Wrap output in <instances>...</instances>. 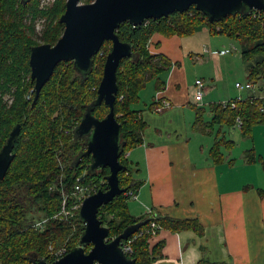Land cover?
I'll list each match as a JSON object with an SVG mask.
<instances>
[{"label": "trees", "instance_id": "16d2710c", "mask_svg": "<svg viewBox=\"0 0 264 264\" xmlns=\"http://www.w3.org/2000/svg\"><path fill=\"white\" fill-rule=\"evenodd\" d=\"M66 1L55 0L43 5V0H0V150L14 126L21 124L13 150L15 158L6 177L0 181V264H34L40 258L52 262L60 250L66 249L64 254L68 253L85 230L80 208L72 215L54 216L78 200L77 184L90 189L91 193L107 186L108 167L90 171L92 159L87 156L77 164L79 155L86 150V137L75 136L74 129L97 98L112 43L104 44L87 75L78 71L72 61L60 62L35 101V82L29 64L31 50L41 41L55 44L62 36L65 25L60 17L66 10ZM37 21L43 26L41 33H37ZM200 26H207L214 35L239 41L249 71L248 81L264 90V12L230 14L210 22L203 12L192 6L185 12L149 19L141 26L126 22L117 30L120 40L132 43L135 52L133 58L123 59L119 66L115 103L124 143L120 161L126 166L119 172V181L127 191L104 205L99 217L110 228L109 239L131 224L148 220L131 236L130 257L136 259V264H153L162 255L163 241H156L162 229L202 232L196 218L133 216L128 206L131 198L128 192L136 193L141 183L134 178L137 166L126 156L143 142L146 122L142 110L135 107L139 93L152 78H158V90L163 89L164 81L158 75L171 64L167 57L150 51V40L156 33L167 37L192 35ZM253 91L245 100L237 98L225 105L222 102L211 104L209 121L203 118L205 107L195 105L194 126L207 131L208 127H232L241 121L242 135L251 136L254 126L264 123V96H256ZM231 101H235V106ZM108 112L109 107L104 103L93 111L98 118H104ZM234 144L225 134L215 131V141L210 148L214 163L225 158L222 147ZM254 156L253 148L246 151L248 161H254ZM153 220L161 227L156 236L146 231ZM142 230L144 233L140 234ZM90 248L91 245L86 250ZM201 264L207 263L202 261Z\"/></svg>", "mask_w": 264, "mask_h": 264}, {"label": "crops", "instance_id": "0c3cea01", "mask_svg": "<svg viewBox=\"0 0 264 264\" xmlns=\"http://www.w3.org/2000/svg\"><path fill=\"white\" fill-rule=\"evenodd\" d=\"M223 36L200 26L187 36L167 37L156 33L149 42L150 51L167 57L171 64L158 75L164 81V88L158 90V78L149 79L145 87L150 89L151 100L141 104L142 97L148 100V95L142 92L144 87L135 105L142 110L146 127L143 142L127 152L137 166L135 181L141 183L135 196L128 200L129 210L138 218L159 215L196 218L202 225L201 233L190 229L180 232L162 229L156 239L163 241L162 255L153 264H201L202 261L264 264V123L255 125L249 137L242 135L239 125H216L207 131L196 128L197 112L188 106L189 101L193 102L194 86L189 89V97L188 88L182 96L176 91L185 86L191 61L200 67L214 62L212 76L205 71L202 77L196 78L211 79L206 82L204 104L238 97L245 100L249 96L250 90L239 88L238 92L245 90L244 94L233 97L218 84L224 81L223 62L227 60L226 66L229 60L235 64L228 55L231 50H238L236 44ZM228 44L231 48H226ZM239 50L235 59L239 61L241 57L243 61L241 46ZM244 66L249 74L246 63ZM230 72L234 69L230 68ZM152 80L154 83H149ZM253 92L264 96V90H259L258 85L254 84ZM157 99L168 100L171 107L155 111ZM154 101L155 105L151 106ZM215 131L235 142L229 148L222 147L225 158L217 163L210 156ZM235 135L248 138L242 141L240 150L236 147L241 146L242 138L238 145ZM250 148L254 149V161L246 158Z\"/></svg>", "mask_w": 264, "mask_h": 264}, {"label": "water", "instance_id": "95a60500", "mask_svg": "<svg viewBox=\"0 0 264 264\" xmlns=\"http://www.w3.org/2000/svg\"><path fill=\"white\" fill-rule=\"evenodd\" d=\"M194 6L203 12L210 22L228 15L254 10L264 12V0H67L66 10L60 17L65 25L62 36L55 44L41 43L31 50L29 64L31 78L35 82V101L62 61H72L74 67L87 75L96 56L107 41L112 43L106 56L103 76L97 98L88 106L79 125L74 129L77 137H86V150L81 152L77 164L84 156L92 159L90 171L108 167L106 188L86 196L80 209L85 230L78 244L68 253L52 262L44 258L34 264H136L128 256L122 242L138 232L148 220L129 225L111 239L110 228L99 217V211L117 196L127 191L119 181V172L126 168L120 161L121 126L115 113L119 90L117 72L123 59L135 56L134 46L120 40L117 30L123 23L141 26L146 20L167 17L174 12H185ZM105 104L109 112L104 118L93 113L97 105ZM21 132V124L14 126L0 150V181L3 180L15 158V142ZM91 245L87 251L86 247Z\"/></svg>", "mask_w": 264, "mask_h": 264}, {"label": "rangeland", "instance_id": "374dc122", "mask_svg": "<svg viewBox=\"0 0 264 264\" xmlns=\"http://www.w3.org/2000/svg\"><path fill=\"white\" fill-rule=\"evenodd\" d=\"M53 1H55V0H43L42 4L43 5L44 4H49L50 2H53ZM81 3H84V1L81 0ZM36 23H37V25H36L37 33H39V32L41 33L42 28H43V26L41 24V21H37ZM223 37L224 38H227L228 40H230L233 44H236L237 47H238V50L237 51L231 50V52L228 55L230 57V59H232L235 64H232L231 61L229 60V63L226 66L227 60L223 62V64H222L223 66L222 67H224V72L222 71L221 74H222V79L224 81H222L221 83H218V84L220 86H222L226 92L231 93V96L236 97V95L238 93L244 94L245 90H241V92H238V90H240V89L239 88L236 89L237 87H235V85H236L235 83L236 82H239V83H242L243 85H245L246 82H247V80H248V74H247V70H246V68L244 66V63H243L241 57H240V60L239 61H236V59H235L236 57L239 56V53H240V50H239L240 49V43H239V41H237L236 39H233V38L231 39L229 37H225V36H223ZM41 43H42V41L40 42V44ZM195 46H197V44H195ZM226 48H231V45H229V44L226 45ZM235 53H237V55H232V54H235ZM212 63H210L209 66H201L200 67L199 65H194L195 63H193V61H191V63H189L190 65H189V74L187 76V82H186L185 86H183V89L182 88L181 89H177L176 88V91L179 92L180 95L182 96L185 93V89L188 88V97H189V89H190L191 86H194L195 85L196 78L197 77H202L203 76V73L205 71L206 72H211L209 75L212 74V72L214 71V64H215L214 62H212ZM230 68H233L234 69V72L233 73L230 72ZM213 77H214V75H213ZM204 79H205V81H204L205 82V85L207 86V83L206 82L211 81V79L209 77H206L205 78V76H204ZM213 80H215V79L213 78ZM152 82L154 83V80H152L149 83H152ZM142 92H144V95L145 96L148 95V100L146 101L145 98L142 97L141 104H143L144 102L150 101L151 98H152V96H150V89H149L148 86L145 87ZM186 101L188 102L189 100L186 99ZM189 102H188V106L192 107L194 110H195V108H194L195 105L196 106L204 105L207 109H206V111H205V113L203 115V118L206 121H209L210 120V117H211L212 113L210 111V105L209 104H204V103H206L205 100L204 101H201L199 104H194L193 102H190V103ZM209 102H211V101H209ZM144 106H145V104H144ZM239 138H242V137H239ZM239 138H238L237 135L234 136V139L238 142V145H239L240 140H241ZM244 140L246 141V140H248V138H242V140H241V146L236 147V148H238L237 150H240V148H242V141H244ZM80 186L83 188V191L82 192H79L78 199H81V197H84L85 198L89 194L94 193V192L91 193V190L90 189H87L86 187H84L82 185H80ZM83 199H81V200H83ZM76 205H79L78 208L81 207V204H79L77 202V200H74L73 204L70 207L65 206L64 208H62V210L60 211V213L56 214L54 217L74 214L77 211V209H78V208H76ZM66 210H71L72 213L69 214V213L66 212Z\"/></svg>", "mask_w": 264, "mask_h": 264}, {"label": "built area", "instance_id": "2783aa9c", "mask_svg": "<svg viewBox=\"0 0 264 264\" xmlns=\"http://www.w3.org/2000/svg\"><path fill=\"white\" fill-rule=\"evenodd\" d=\"M214 53H217L216 51ZM253 86L252 83L248 82L245 85L241 84V83H237V87L242 89V88H251ZM194 97H193V103L194 104H199L201 101H203V97H204V93L206 92V85L203 79H197L194 85ZM30 97V95L28 96V98ZM238 99H240V97H238ZM235 101H231L232 105L235 106ZM224 105L225 104H229V101H225L222 102ZM171 107V103L168 100H158L157 99V104L154 107V110L157 112H161L166 108ZM241 121H239L238 125L240 126ZM79 180V179H78ZM75 192L77 194V198L79 195V192L83 191V188L80 186V184H77L75 187ZM129 195L131 196H135V193H133L132 191L128 192ZM84 197H81V199H83ZM81 199H78L77 202H79ZM79 205H76V208H78ZM67 213H72L71 210H66ZM161 230L160 225H158V223L156 221H151L149 228L146 230L147 232H151V234H153L154 236H156L159 231ZM131 242H132V238L130 237L128 240L124 241L122 243L123 249L126 252V254L130 255L132 253V246H131ZM66 252V249H62L60 250L57 254H56V259L61 258L62 256H64Z\"/></svg>", "mask_w": 264, "mask_h": 264}, {"label": "bare ground", "instance_id": "6f19581e", "mask_svg": "<svg viewBox=\"0 0 264 264\" xmlns=\"http://www.w3.org/2000/svg\"><path fill=\"white\" fill-rule=\"evenodd\" d=\"M146 21H147V20H146ZM146 21H145V22H146ZM145 22H144V23H145ZM248 82H250V81H248ZM248 82H246V83H248ZM250 83H252V82H250ZM241 84H242V83H241ZM252 84H253V83H252ZM244 89H246V88H244ZM253 89H254V84H253V86H252L251 88H248V89H246V90H250V91H252ZM126 156H127V154H126ZM127 157H128V156H127ZM97 191H98V190H97ZM95 192H96V191H95ZM130 196H131V195H130ZM83 200H84V199H83ZM82 202H83V201H82ZM81 206H82V203H81ZM80 209H81V207H80ZM142 233H144V230H142V231L140 232V234H142ZM140 234H139V235H140ZM125 241H126V240H125ZM123 242H124V241H123ZM123 242H122V243H123ZM122 247H123V246H122ZM127 255H128V254H127ZM128 256H130V255H128Z\"/></svg>", "mask_w": 264, "mask_h": 264}, {"label": "flooded vegetation", "instance_id": "af4514ba", "mask_svg": "<svg viewBox=\"0 0 264 264\" xmlns=\"http://www.w3.org/2000/svg\"><path fill=\"white\" fill-rule=\"evenodd\" d=\"M38 45V44H37Z\"/></svg>", "mask_w": 264, "mask_h": 264}]
</instances>
